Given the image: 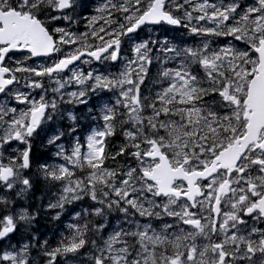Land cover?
<instances>
[{"label": "snow or ice", "instance_id": "snow-or-ice-1", "mask_svg": "<svg viewBox=\"0 0 264 264\" xmlns=\"http://www.w3.org/2000/svg\"><path fill=\"white\" fill-rule=\"evenodd\" d=\"M0 264H264V0H0Z\"/></svg>", "mask_w": 264, "mask_h": 264}, {"label": "trees", "instance_id": "trees-1", "mask_svg": "<svg viewBox=\"0 0 264 264\" xmlns=\"http://www.w3.org/2000/svg\"><path fill=\"white\" fill-rule=\"evenodd\" d=\"M37 153H40V152H43L44 149L40 148L39 146H37V149H36Z\"/></svg>", "mask_w": 264, "mask_h": 264}]
</instances>
